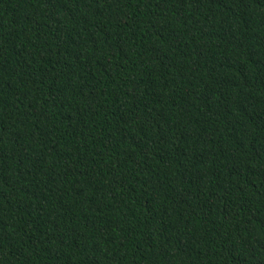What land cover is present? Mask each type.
Returning a JSON list of instances; mask_svg holds the SVG:
<instances>
[{"label": "trees", "instance_id": "obj_1", "mask_svg": "<svg viewBox=\"0 0 264 264\" xmlns=\"http://www.w3.org/2000/svg\"><path fill=\"white\" fill-rule=\"evenodd\" d=\"M0 264H264V0H0Z\"/></svg>", "mask_w": 264, "mask_h": 264}]
</instances>
